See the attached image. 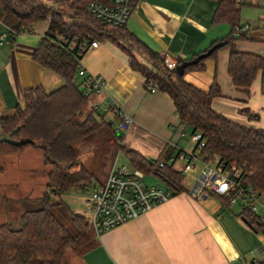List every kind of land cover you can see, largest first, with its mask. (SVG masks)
<instances>
[{
	"label": "crops",
	"instance_id": "crops-1",
	"mask_svg": "<svg viewBox=\"0 0 264 264\" xmlns=\"http://www.w3.org/2000/svg\"><path fill=\"white\" fill-rule=\"evenodd\" d=\"M219 3L220 0H136L126 26L152 49L167 54L168 65L176 67L179 59H192L230 34L228 23H213ZM242 25L250 27V39L238 41V50L264 56V19L260 24L247 21ZM41 38L34 31L22 33L2 48L0 119L24 106L27 89L43 86L51 92L65 84L62 76L34 60ZM229 56V49L220 50L217 59H207L203 70L190 71L185 79L206 92L216 83L221 90L212 100L216 112L236 123L264 129V76L259 72L248 89L238 88L228 72ZM80 63L87 74L106 80L104 93H92L84 108L90 111L95 104L100 105L98 113L114 129L109 143H116L113 137H121L120 144H115L119 151L122 146L138 151L148 160L164 158L169 163L181 149L185 150V138L176 133L181 121L172 97L160 90H147L146 78L130 66L128 55L120 48L110 41H100L99 47L86 52ZM105 101L114 102L118 111L106 110ZM120 112L130 116L129 124H124ZM114 118L119 120L118 126H113ZM178 162L174 168L179 171L182 166ZM49 171L39 147L27 146L16 153L0 149V225L20 221L27 211L24 202L41 200L47 191ZM199 175L200 169L184 181V191L176 192L148 213L100 236L90 231L86 240H92L93 245L84 250L81 245L68 249L63 264H264V232L244 220V209L239 204L224 202L222 196L208 191L192 197ZM62 200L67 205L79 204L71 195ZM70 208L87 215L83 201Z\"/></svg>",
	"mask_w": 264,
	"mask_h": 264
},
{
	"label": "trees",
	"instance_id": "trees-1",
	"mask_svg": "<svg viewBox=\"0 0 264 264\" xmlns=\"http://www.w3.org/2000/svg\"><path fill=\"white\" fill-rule=\"evenodd\" d=\"M65 5L68 10L56 9L45 0H0V17L17 33L33 31L37 21H48V28L34 53V60L62 76L65 84L51 92L43 86L24 92V106H18L14 115L0 119L2 136L0 149L16 153L27 146H36L44 152V162L50 167L47 191L41 198L43 207L27 210L20 217V227L0 225V264L17 261L31 264H63L68 249L79 247L88 237L91 226L85 216L75 213L59 196L71 189H86L95 177L87 166L78 169L80 152L77 144L89 139L104 127L103 116L98 110L84 108L91 90L83 87L85 77L79 75L80 41H110L130 60V66L145 78V86H156L173 99L180 121L200 132L206 141L205 150L217 154L226 167L240 170L237 178L264 194V129L236 123L212 108V100L220 95V87L214 83L209 91H203L185 79L190 71H201L207 59H217L222 49H229L228 72L234 85L248 89L259 72L264 76V56L238 50L237 42L248 40V32L242 25V0H220L213 17L214 24L228 23L231 32L214 42L207 52L219 45L206 59L186 68L184 74L177 67H170L167 59L143 42L127 26H111L95 19L88 11L92 0H52ZM136 0L133 1L135 6ZM62 34L67 39L77 38L76 45L64 48L51 38ZM192 58V59H193ZM114 109V108H111ZM119 137L118 139H120ZM120 150L132 167L161 178L176 192L185 190L184 175L164 158L148 160L138 151L120 146ZM163 163V165L161 164ZM216 195V194H215ZM59 197V198H58ZM229 203L227 198L220 197ZM247 223L264 232V222L258 214L243 210Z\"/></svg>",
	"mask_w": 264,
	"mask_h": 264
},
{
	"label": "built area",
	"instance_id": "built-area-1",
	"mask_svg": "<svg viewBox=\"0 0 264 264\" xmlns=\"http://www.w3.org/2000/svg\"><path fill=\"white\" fill-rule=\"evenodd\" d=\"M134 0H92L88 5L89 13L98 21L111 26L127 25L133 12ZM247 32L250 27L241 25L239 28ZM25 33V32H22ZM10 28L0 17V52L2 48L11 40H15L20 34ZM51 40L64 47L72 49L77 42V38L67 39L62 34H56ZM100 40L80 41L79 48L83 52L99 47ZM166 58L167 54H163ZM81 62V59L79 60ZM79 75L86 78L83 87L91 90L95 94H102L106 89V80L103 76L87 74L81 65ZM156 86H150L149 91H157ZM106 110L114 108L118 111L114 102L105 101ZM97 103L94 109L98 110ZM124 124L131 122L130 116L120 112ZM187 127L181 122L176 130L179 138H186ZM192 140L195 147L192 151L180 150L178 156L171 160V163L180 161L183 163L180 172L184 175V181L200 169V175L196 179L191 190V196L196 198L203 192H213L218 196L228 198L232 205L239 204L244 210L258 214L264 208L262 193L256 188L242 184L237 178L240 170L226 167L221 162L217 154L205 150L206 141L200 132L192 133ZM163 165V163H161ZM145 173L132 167L130 164H119L115 159L107 179L93 187L87 200L88 223L93 228L97 236L104 232L120 226L134 218L153 210L158 205L169 201L176 191L171 187H160L154 184H147L144 180ZM251 264H261L253 261Z\"/></svg>",
	"mask_w": 264,
	"mask_h": 264
},
{
	"label": "rangeland",
	"instance_id": "rangeland-1",
	"mask_svg": "<svg viewBox=\"0 0 264 264\" xmlns=\"http://www.w3.org/2000/svg\"><path fill=\"white\" fill-rule=\"evenodd\" d=\"M45 1L47 2V4L53 5L54 8L56 9L59 8V9H65L66 11L68 10V8L63 4L54 3L52 0H45ZM249 1H251V3L246 2L242 7V12H241L242 22L250 21L252 23L260 24L262 19H264V0H249ZM32 28L36 34L43 36L44 33L47 31L48 21H37L33 23ZM230 32H231V28H230ZM39 37L40 36L36 35V38ZM39 39H37L38 42ZM113 122H114L113 126H118L119 120L114 118ZM107 124H105L103 128H101L99 131L93 134L89 139L85 141H81L77 144V147L80 152V158L78 161V165L74 166L73 169H78L81 164L87 166L92 172L95 173V177L92 179V182L84 190L81 189L68 190L64 194L66 195V197L61 195L59 196L60 199H62V197L66 199L68 195H71L78 200L77 202L79 204L83 201V203L87 206L86 202L91 194L93 187L101 182L103 183L107 179L109 171L116 158H118L119 164H124V163L130 164V161L125 156V154L121 150L119 151L118 147L116 146L117 145L116 143H118V145L120 144V139H118V137L115 136L113 138L116 143L114 144L109 143V141L112 139V136H114V129ZM186 131L188 132V136L185 139H182L183 141L182 144L186 151H192L196 144L192 140L191 129L187 128ZM119 136H123V135L121 134ZM177 165L182 166L183 163L178 162ZM144 180L147 184H154L164 188L166 187V183L161 178H159L154 174L145 173ZM68 204L72 208H75L77 207V205H79V204L74 205L71 203ZM23 206L24 209L26 210H36L42 208L43 203L41 200H30L24 202ZM13 208L17 210L16 207ZM258 213L264 222V209H260ZM85 218L87 222H89L87 216H85ZM11 226L15 229L19 228L20 221L12 222ZM93 232L95 231L92 228L91 233ZM92 245H93L92 240L88 239L84 243H82L80 248L84 250L85 248L90 247ZM74 247L77 248V245H74ZM39 262H40L39 259H34L31 264H39Z\"/></svg>",
	"mask_w": 264,
	"mask_h": 264
},
{
	"label": "water",
	"instance_id": "water-1",
	"mask_svg": "<svg viewBox=\"0 0 264 264\" xmlns=\"http://www.w3.org/2000/svg\"><path fill=\"white\" fill-rule=\"evenodd\" d=\"M221 44H218L216 46H214L213 48L209 49L207 52H204L198 56H196L195 58L193 59H189V60H184L178 67H177V72L179 74H184L185 71H186V68H188L189 66L191 65H194V64H197L199 63L200 61L208 58L214 51L215 49ZM4 139H6L4 136H0V142L3 141ZM245 220V219H244ZM247 222V220H245Z\"/></svg>",
	"mask_w": 264,
	"mask_h": 264
}]
</instances>
